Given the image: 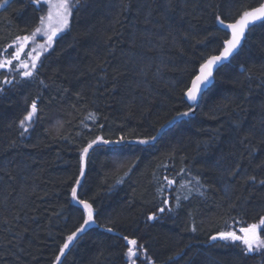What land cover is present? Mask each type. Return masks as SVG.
<instances>
[{
	"label": "trees",
	"instance_id": "1",
	"mask_svg": "<svg viewBox=\"0 0 264 264\" xmlns=\"http://www.w3.org/2000/svg\"><path fill=\"white\" fill-rule=\"evenodd\" d=\"M263 2L80 0L69 29L42 51L34 77H22L18 67L0 69V264H54L85 219L71 194L82 148L97 137H156L177 113L189 111L185 94L200 64L230 38L216 16L231 23ZM46 13V5L28 0H11L0 10V60L11 58L16 37L30 35ZM34 100L36 114L21 135L19 122ZM248 176L257 183L246 182ZM261 179L264 22L216 72L194 117L154 145L92 151L78 198L92 204L97 228L63 264H129L124 236L146 249L136 264H264V255L242 254L239 241L210 240L222 230L242 235L240 227L259 222ZM259 235L264 239V231Z\"/></svg>",
	"mask_w": 264,
	"mask_h": 264
},
{
	"label": "snow or ice",
	"instance_id": "2",
	"mask_svg": "<svg viewBox=\"0 0 264 264\" xmlns=\"http://www.w3.org/2000/svg\"><path fill=\"white\" fill-rule=\"evenodd\" d=\"M8 3V0H0V7H4L5 4ZM28 3L32 5H36L38 8L41 5L47 6L46 15H41L39 17V25L34 28L30 35L17 36L16 41L19 43L15 47L14 53L11 54L10 59L0 60V69L13 67L21 69L20 75L24 78H32L38 71L37 65L38 62L41 61L42 51L46 52L49 48L52 47L54 40L57 38L58 33H63L65 30L70 27V18L73 16L74 11H78L81 7L80 0H28ZM217 22L224 27L225 29L231 30V36L228 39L224 40V46L222 51H220L219 55H212L208 57L203 63L199 66V74L195 76V78L191 82V87L188 88L186 95L189 100L195 102L197 100L198 94L202 90V86H206L210 82V78L213 77V69H218L222 66L223 62L228 61L233 54L237 53L239 49L242 47V39L245 38L246 31H250L251 27L256 24V22H264V3H261L258 7L252 8L251 10H245L239 16L238 19H235L234 22L225 23V19H222L220 15L216 16ZM38 35L45 37L44 43L36 44L35 47L31 49V51L27 54V60H21V53L24 52V48L29 42H35ZM9 47H12L10 45ZM35 53V55H33ZM18 61V65H13V61ZM251 78V77H249ZM5 84H11L12 81L5 78ZM4 89L0 88V92H3ZM31 111L27 112V115L24 116L22 120H20L19 124L23 128L24 133L28 132L29 125L28 122H31L33 116L37 111V103L36 101H32L31 103ZM193 110L190 108L187 112L177 113V116L187 117L190 112ZM94 114H90L92 116ZM175 119V118H174ZM171 123V121H169ZM100 138L90 141L86 147H83L81 150V160L83 161L84 157L89 153V150L93 148L94 145L97 144V141ZM156 137L152 136L146 140H140L141 144H148L150 141L155 140ZM123 141V137H121V141H116L115 143H120ZM105 144L110 143V141H103ZM184 169H181L183 172ZM237 173L234 171L231 175H236ZM80 175H84V168L81 166ZM167 180V177H165ZM196 179V184L200 185L199 178ZM247 181H252L257 183L255 176H248ZM81 183L80 179L76 180V184L79 185ZM169 186H172L175 181L167 180ZM188 184H191V181H187ZM260 185H264V179L258 181ZM183 186V185H182ZM202 187V185H200ZM197 192L200 191L199 187H195ZM192 189H189L191 192ZM72 198H77V188L73 187L71 189ZM203 192H200V195H203ZM184 199H188V196H185ZM78 203L83 206V209L87 213V218L84 219L83 225L80 228H77L75 232L67 237V241L60 247L59 255L55 257L56 262L61 261V257L65 255V250L69 248L70 243L77 236V233H81L85 230L84 226L94 222L93 221V211L92 204H90L87 200H79ZM163 204L167 205L168 200L165 199ZM179 206V204H178ZM160 213L166 211L165 207H160L158 209ZM167 211L171 212L172 209L169 207ZM157 216L155 213L148 216L149 220L156 219ZM107 231H113L112 228H108ZM195 231V228L192 229ZM242 235H237L236 231H219L216 235H212L210 240L216 241L217 239L224 242H232L235 243L239 241L243 246L241 248L242 254H261L264 255V239H262L259 235V231H264V216L260 217L258 223L248 224L246 227H240L238 229ZM123 239L127 242L128 248L125 256L129 264H136V259L139 258L138 254L141 252H146L144 249V245H137L136 239H129L127 236H124ZM179 255V253H177Z\"/></svg>",
	"mask_w": 264,
	"mask_h": 264
},
{
	"label": "water",
	"instance_id": "3",
	"mask_svg": "<svg viewBox=\"0 0 264 264\" xmlns=\"http://www.w3.org/2000/svg\"><path fill=\"white\" fill-rule=\"evenodd\" d=\"M258 23H260V22H258ZM256 24H257V22H256ZM226 30L231 34V30H230V29H226ZM246 33H247V31H246ZM245 36H246V35H245ZM244 39H245V38H244ZM244 39H242V44H243ZM231 57H232V56H231ZM231 57H230V58H231ZM230 58H229V60H230ZM229 60H228V61H229ZM228 61L223 62L222 66H223L224 64L228 63ZM219 68H220V67H219ZM219 68H218V69H219ZM218 69H216V68L213 69V77L210 78V82H209L206 86H202V90H201V92L198 94L197 100H196L195 102L189 100L188 97H187V95H186V101L188 102V104H189L190 106L195 107L196 109L199 107V105H200V103H201V100H202V97H203L204 93L206 92V90H207L208 88H210V86L212 85V83H213V78H214V74H215V72H216ZM198 74H199V72H198ZM194 114H195V111L192 112V113H189V115H188L187 117H191V116H193ZM184 118H186V117H180V116H179L178 118H176L175 120H173L171 123H169L168 125H166V126L164 127V129L162 130V132L157 136V138H156L155 140H153V141H150V143H148V144H141V143H139V142H127V143H122V144H120V143H116V144L119 145V146H120V145H126V144H140V145H152V144H155V143L161 138V136H162V134L164 133V131L169 130V129H170L171 127H173V126H174V125H175L180 119H184ZM83 168H84V175L81 176V178H80L81 183H82V180H83V179L85 178V176H86V170H87V169H86V166H85V164H84V162H83ZM81 183H80V184H81ZM80 184H79V185H80ZM79 185L76 187L77 189H78ZM77 192H78V191H77ZM73 202H74V205H75V206H78L79 208H83V206L80 205V204L78 203L77 199H73ZM92 211H93V209H92ZM93 221H94V222H92V223H90V224L84 226L85 230H84L83 232H81V233H77V236H76V237L74 238V240L70 243L69 248L65 250V253H67V252L71 249V247L74 245V243H75L79 238H81L83 235H85L87 232H89V231L92 230L93 228L97 227V225H96V223H95L94 212H93ZM61 258H63V256H62Z\"/></svg>",
	"mask_w": 264,
	"mask_h": 264
},
{
	"label": "bare ground",
	"instance_id": "4",
	"mask_svg": "<svg viewBox=\"0 0 264 264\" xmlns=\"http://www.w3.org/2000/svg\"><path fill=\"white\" fill-rule=\"evenodd\" d=\"M264 3V2H263ZM261 23H263V22H260V23H258L257 22V24H255L254 26H256V25H259V24H261ZM217 25H218V27L220 28V29H222L223 31H225V32H227L230 36H231V34L224 28V27H222L218 22H217ZM254 26H252L251 28H253ZM248 32L249 31H247V33H246V36H247V34H248ZM246 36H245V39H246ZM245 39H244V41H243V44H244V42H245ZM243 44H242V46H243ZM242 48V47H241ZM240 48V49H241ZM239 49V50H240ZM235 54H237V53H235ZM235 54H233V56L235 55ZM233 56L230 58V60L233 58ZM230 60L228 61V63L230 62ZM228 63H226V64H224L223 66H225V65H227ZM223 66H221L220 68H222ZM219 68V69H220ZM218 69V70H219ZM217 70V71H218ZM216 71V72H217ZM216 72H215V74H216ZM215 74H214V78H215ZM214 78H213V83H212V85L210 86V88L213 86V84H214ZM190 87H191V85H190ZM189 87V88H190ZM210 88H208L207 90H206V92L210 89ZM205 92V93H206ZM204 93V94H205ZM204 96V95H203ZM185 99H186V94H185ZM188 103V102H187ZM191 108H192V112H194L195 111V114L193 115V116H191V117H186V118H184V119H188V118H192V117H194L195 115H196V111H197V109L195 108V107H192V106H190ZM192 112H190V113H192ZM179 117V116H178ZM178 117H176V118H178ZM175 118V119H176ZM175 119H173V120H175ZM184 119H180L178 122H180L181 120H184ZM172 120V121H173ZM171 121V122H172ZM177 122V123H178ZM176 123V124H177ZM169 124V123H168ZM168 124H166V125H168ZM175 124V125H176ZM165 125V126H166ZM174 125V126H175ZM164 126V127H165ZM173 126V127H174ZM164 127L160 130V132L157 134V136L162 132V130L164 129ZM172 128V127H171ZM170 128V129H171ZM169 129V130H170ZM168 130H166V131H164V133L165 132H167ZM163 135V134H162ZM157 136H156V138H157ZM104 140H101V139H99L98 141H97V144L96 145H94L93 146V148L92 149H90L89 150V153L84 157V159H83V161L81 160V166H83V162H84V164H85V166H86V169H87V163H88V159H89V156H90V154L92 153V151L95 149V148H97V147H107V148H119V147H124V146H151V145H140V144H126V145H117L115 142H110V143H107V144H105L104 142H103ZM140 140H131V141H122V142H120V144H122V143H127V142H139ZM152 145H154V144H152ZM86 173H87V170H86ZM86 177V176H85ZM81 178V175L79 176V179ZM84 180H85V178L82 180V183L79 185V187H78V189H77V201H79V198H78V194H79V191H80V188L82 187V185H83V182H84ZM78 185L77 184H75V186L74 187H77ZM72 203H73V205H74V202H73V198H72ZM75 206V205H74ZM75 207H77V208H79L78 206H75ZM79 209H81V210H83L84 211V213H85V219L87 218V213H86V211L83 209V208H79ZM93 209V208H92ZM93 212H94V210H93ZM94 216H95V212H94ZM152 221V220H151ZM96 223V222H95ZM97 225V224H96ZM95 228H97V227H95ZM95 228H93V229H95ZM84 236V235H83ZM82 236V237H83ZM81 237V238H82ZM81 238H79L75 243H74V245L71 247V249L67 252V253H65V255L63 256V258H61V261L60 262H56L55 261V263L54 264H63V262H64V260L66 259V257L68 256V254L70 253V251L73 249V247L76 245V243L81 239Z\"/></svg>",
	"mask_w": 264,
	"mask_h": 264
},
{
	"label": "rangeland",
	"instance_id": "5",
	"mask_svg": "<svg viewBox=\"0 0 264 264\" xmlns=\"http://www.w3.org/2000/svg\"><path fill=\"white\" fill-rule=\"evenodd\" d=\"M11 1V0H10ZM9 0H8V3L7 4H5L4 5V7H0V10L1 9H4L8 4H9V2H10ZM37 38H39V40H42V42L44 43V41H45V37H43V36H41V35H38V37ZM36 41V40H35ZM37 44H41V42H37ZM34 46H36V43L34 42V44H33ZM138 256H139V258H137V259H140L141 257L143 258V256L141 255V254H138ZM137 259H136V262H137ZM144 259V258H143Z\"/></svg>",
	"mask_w": 264,
	"mask_h": 264
}]
</instances>
